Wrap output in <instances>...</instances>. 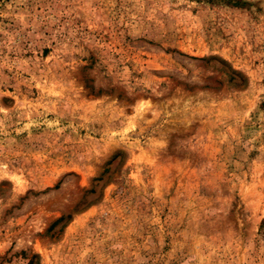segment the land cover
<instances>
[{
    "label": "rangeland",
    "instance_id": "rangeland-1",
    "mask_svg": "<svg viewBox=\"0 0 264 264\" xmlns=\"http://www.w3.org/2000/svg\"><path fill=\"white\" fill-rule=\"evenodd\" d=\"M0 264H264V0H0Z\"/></svg>",
    "mask_w": 264,
    "mask_h": 264
}]
</instances>
